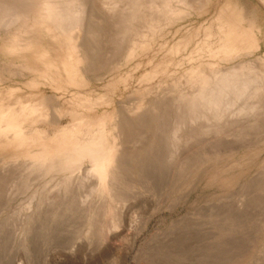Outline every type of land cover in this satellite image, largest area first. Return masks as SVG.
<instances>
[{
    "label": "rangeland",
    "instance_id": "rangeland-1",
    "mask_svg": "<svg viewBox=\"0 0 264 264\" xmlns=\"http://www.w3.org/2000/svg\"><path fill=\"white\" fill-rule=\"evenodd\" d=\"M85 2L91 19L77 41L90 46L98 63L72 85L62 73L43 76L35 70L44 68L36 54L44 50L54 59L59 46L33 21L20 19L0 27V91L12 90L14 107L41 97L55 112L74 109L102 119L107 132L118 122L122 130L130 127L121 151L131 184L110 200L87 178L88 156L70 159L57 151L53 167L31 171V162L0 146V264H264V98L252 115L232 113L214 124L191 123L188 98L177 102L190 91L184 76L193 67L213 73L251 62L264 70V1L177 5L180 19L126 59L128 40L137 37L116 34L106 0ZM220 17L237 20L254 45L229 59L210 57L206 48ZM87 97L90 108L77 107ZM52 109L50 128L71 122L69 114L53 118Z\"/></svg>",
    "mask_w": 264,
    "mask_h": 264
},
{
    "label": "bare ground",
    "instance_id": "bare-ground-1",
    "mask_svg": "<svg viewBox=\"0 0 264 264\" xmlns=\"http://www.w3.org/2000/svg\"><path fill=\"white\" fill-rule=\"evenodd\" d=\"M202 1L206 2V0ZM106 2L105 7L107 6L109 12L113 13L110 16L116 24V34H123L124 37H137L135 38L136 40L129 37L128 49L124 56L126 59L135 54L137 49H145L152 34L159 30L161 26L165 27V24H169L181 16L184 11H180L177 5L191 8L199 5L200 0H109V2L106 0ZM192 4L195 5L192 6ZM194 8L197 9L196 7ZM87 13L90 12L87 11L85 0H0V27L6 29L10 25L16 24L20 19L33 21L35 26L39 27L40 30H44L59 46L54 59L49 57L44 50L37 53V60L41 63L40 66L42 65L44 68L39 70L40 68L37 64L35 70L45 77L62 73L66 77V84L72 85L75 82V77L81 73L80 71H82V74L86 73L88 69L85 67L90 64L94 65L97 61L94 60L95 62L93 63L89 55L90 46L83 41H77L79 32L86 30L85 28L88 29V22L91 18H89ZM222 16L224 17V15ZM219 20L220 28L217 31L218 34L216 37L213 36L215 42L206 48L210 57L217 60L229 59L232 55L236 56L239 50H244L246 47L254 45V38L250 36L248 31L238 27L237 20H225L222 17ZM87 32L89 33V30ZM214 34L216 32H213ZM139 37H143L142 42L137 41ZM179 46L177 47L179 48ZM30 48V46H24V50L27 52ZM9 53L11 54V52ZM22 69L24 68L20 67V70ZM90 69L92 70V68ZM184 78V85L190 91L186 95H184L185 93L179 95L177 102L181 104L180 102L185 101L184 98H188L186 103L191 114L193 113L194 117L191 119L193 124L200 122L209 123V121V124H214L215 121L224 120V117L228 118L226 116H230L232 113L234 115L232 114L230 117H235L236 114L243 116L248 114L247 116H249V114L255 112L257 101L264 98V70L253 68L251 62L242 64V67L239 65V67L236 66L224 72L215 71L213 73L206 72L201 66L193 67L186 73ZM12 94V90H7V92L0 91V146L11 151V154H13L11 158H22L26 163L31 162L29 169L34 171L45 167H53L56 162L54 155L57 151L61 152L62 157H70V159L88 156L91 161V169L87 178H93L100 194L110 200H115L124 188L130 186L131 183L128 184L124 177L127 172L125 170L128 165L127 158L125 153L121 151L123 144L121 138L125 136L124 133L130 127H125L122 130V125L120 126L118 122L114 126L111 125V130L107 132L106 128L108 127L105 128L102 119L91 121L87 117L77 114L74 109H69L63 113H60L61 111L55 112L53 109H57V106L52 109L51 105H49L53 110V118L58 121L60 117L67 114L71 117V122L68 125L60 127L57 124V126L55 125L56 127L50 128L49 126L53 127L52 123L54 122H49V111L51 109L45 103L49 99L38 97L31 99L29 103H17L19 106L14 107L15 103L8 102L11 100L10 96ZM85 99L86 101L82 102V98L81 102L76 104L77 107L90 108L92 103L88 102L89 100L87 101L88 97ZM174 101L177 103L176 100ZM243 101L245 103L242 106L237 105L240 109L238 110L239 107H236L237 110H235L234 106ZM134 113L137 116L140 112ZM175 138L177 139V137ZM172 143L175 144V142ZM24 162L21 166H24ZM14 168H18V165ZM14 168L12 167V170Z\"/></svg>",
    "mask_w": 264,
    "mask_h": 264
}]
</instances>
